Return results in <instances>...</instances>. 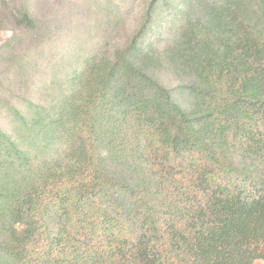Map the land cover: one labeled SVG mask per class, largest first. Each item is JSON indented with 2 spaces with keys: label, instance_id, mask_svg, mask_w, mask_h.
Wrapping results in <instances>:
<instances>
[{
  "label": "trees",
  "instance_id": "obj_1",
  "mask_svg": "<svg viewBox=\"0 0 264 264\" xmlns=\"http://www.w3.org/2000/svg\"><path fill=\"white\" fill-rule=\"evenodd\" d=\"M156 4L51 105L8 115L35 144L0 129V264H264V0H177L144 48Z\"/></svg>",
  "mask_w": 264,
  "mask_h": 264
},
{
  "label": "rangeland",
  "instance_id": "obj_2",
  "mask_svg": "<svg viewBox=\"0 0 264 264\" xmlns=\"http://www.w3.org/2000/svg\"><path fill=\"white\" fill-rule=\"evenodd\" d=\"M176 1L157 0L153 20L141 41L144 48H162L172 38L174 16L170 6ZM150 2L0 0V129L18 139L27 134L26 142L34 145L33 130L28 127L27 131L22 120H13L12 109L25 115L31 105H51L61 88L72 87V76L89 57L108 59L116 48L131 42ZM21 10L36 20L34 31L17 24ZM116 14L123 16L114 24ZM162 83L172 89L179 81L164 74Z\"/></svg>",
  "mask_w": 264,
  "mask_h": 264
}]
</instances>
